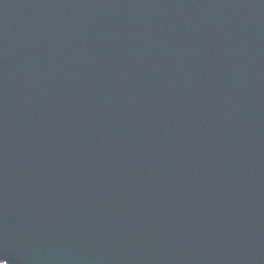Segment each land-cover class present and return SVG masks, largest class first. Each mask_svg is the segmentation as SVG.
<instances>
[{"label": "water", "instance_id": "obj_1", "mask_svg": "<svg viewBox=\"0 0 264 264\" xmlns=\"http://www.w3.org/2000/svg\"><path fill=\"white\" fill-rule=\"evenodd\" d=\"M0 259L264 264V0H0Z\"/></svg>", "mask_w": 264, "mask_h": 264}, {"label": "snow or ice", "instance_id": "obj_2", "mask_svg": "<svg viewBox=\"0 0 264 264\" xmlns=\"http://www.w3.org/2000/svg\"><path fill=\"white\" fill-rule=\"evenodd\" d=\"M0 264H7V261L4 259H0Z\"/></svg>", "mask_w": 264, "mask_h": 264}]
</instances>
